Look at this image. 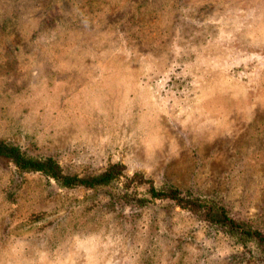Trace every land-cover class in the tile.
Listing matches in <instances>:
<instances>
[{
	"label": "rangeland",
	"instance_id": "1",
	"mask_svg": "<svg viewBox=\"0 0 264 264\" xmlns=\"http://www.w3.org/2000/svg\"><path fill=\"white\" fill-rule=\"evenodd\" d=\"M0 141L264 231V0H0ZM124 180L67 187L0 156V264H264Z\"/></svg>",
	"mask_w": 264,
	"mask_h": 264
},
{
	"label": "trees",
	"instance_id": "2",
	"mask_svg": "<svg viewBox=\"0 0 264 264\" xmlns=\"http://www.w3.org/2000/svg\"><path fill=\"white\" fill-rule=\"evenodd\" d=\"M0 156L11 159L15 167L21 172H41L59 181L63 186H85L95 188L107 185L119 178L125 180V189L136 188L140 185L149 184L146 188L151 199H171L183 208H187L198 218L207 221L210 225H217L227 228V231L234 233L240 240L255 241L258 246L264 248V231L254 227L244 220L234 218L222 205L210 201H201L197 197H186L180 193L178 188H156L151 181L144 180L139 176H125L118 165L113 164L103 172L96 175L79 176L78 174L66 173L58 161L51 155L43 158H35L21 151L17 145L0 141ZM138 177V178H137ZM136 193V191H134ZM136 200L143 202V198L136 197ZM146 200V199H144ZM210 202V203H209Z\"/></svg>",
	"mask_w": 264,
	"mask_h": 264
}]
</instances>
